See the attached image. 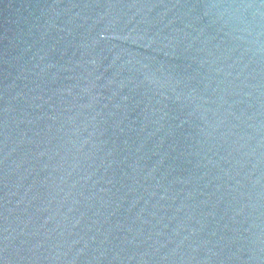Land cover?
Wrapping results in <instances>:
<instances>
[{
  "label": "water",
  "instance_id": "water-1",
  "mask_svg": "<svg viewBox=\"0 0 264 264\" xmlns=\"http://www.w3.org/2000/svg\"><path fill=\"white\" fill-rule=\"evenodd\" d=\"M0 264H264V0H0Z\"/></svg>",
  "mask_w": 264,
  "mask_h": 264
}]
</instances>
